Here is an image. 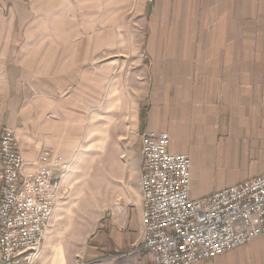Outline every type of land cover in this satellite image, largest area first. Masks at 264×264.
<instances>
[{"label":"crops","instance_id":"crops-1","mask_svg":"<svg viewBox=\"0 0 264 264\" xmlns=\"http://www.w3.org/2000/svg\"><path fill=\"white\" fill-rule=\"evenodd\" d=\"M1 1L25 40L16 33L6 42L0 135L14 128L28 168L45 144L86 136L87 120L103 144L127 132L116 119L130 117L138 195L99 220L86 262L152 264L137 249L144 133L167 132L170 152L190 155L193 199L264 173V0H150L131 14H141L134 28L116 19L124 0H38L42 9L37 0ZM116 35L128 51L114 50ZM125 64L135 66L129 85L118 72ZM89 88L95 102L105 95L91 112ZM193 264H264V233Z\"/></svg>","mask_w":264,"mask_h":264},{"label":"built area","instance_id":"built-area-1","mask_svg":"<svg viewBox=\"0 0 264 264\" xmlns=\"http://www.w3.org/2000/svg\"><path fill=\"white\" fill-rule=\"evenodd\" d=\"M169 138L164 131L142 135L137 249L152 264H193L261 236L264 173L193 199L190 155L170 152ZM0 161V264H38L67 164L45 147L28 168L11 126L0 135Z\"/></svg>","mask_w":264,"mask_h":264},{"label":"rangeland","instance_id":"rangeland-1","mask_svg":"<svg viewBox=\"0 0 264 264\" xmlns=\"http://www.w3.org/2000/svg\"><path fill=\"white\" fill-rule=\"evenodd\" d=\"M149 1H122L120 6L126 8H120L123 12L116 19L119 22L124 21L126 25L134 28V24L139 20L144 6ZM35 4L37 5L36 9H42L38 7V4H43V2L37 0ZM133 13L141 14L131 15ZM9 15L8 3L0 0V113L7 89L4 76V62L7 61L4 55L8 44L6 42L10 41L9 37L15 36L16 33L18 37L24 39L23 30H25L24 26L18 28L17 23L12 26ZM125 24L112 27V30L116 33L120 32L126 29ZM116 39L117 35L115 36L114 50L128 51V45L117 44ZM135 41H138L136 34L133 42ZM21 43L19 41L16 45H10L18 47ZM45 50L46 47L43 51ZM10 52L11 48L8 55ZM133 67L135 66L125 64L123 69H118V72L122 74L119 75L120 79L127 85L131 79L129 71ZM90 89L85 91L89 101L87 102L88 112L99 108L105 98L104 92H101V96H97L99 102H95L92 99L95 94ZM103 120H105V116ZM122 121L125 123L123 124L125 130L128 128L129 130L119 134L114 142L107 141L102 144V141L97 139L98 133L92 131V123L89 125L90 120H87L86 127L89 126V128L86 136L72 144H70L71 142L66 145L62 143L60 148L56 147L54 143L45 144V146L51 147L55 153L59 152L68 159L58 155L67 166L62 170L61 197L46 231L40 264H76L77 261L84 259L87 246L95 233L99 220L103 216L107 217L108 214H113L119 203L123 205L126 201L131 202L132 197L137 198L139 177L136 170L139 156H134L131 152L130 117L121 116L116 119L118 124H121ZM23 146H27V144H23ZM38 152L40 153V151Z\"/></svg>","mask_w":264,"mask_h":264}]
</instances>
